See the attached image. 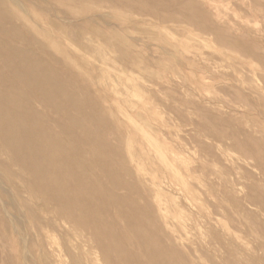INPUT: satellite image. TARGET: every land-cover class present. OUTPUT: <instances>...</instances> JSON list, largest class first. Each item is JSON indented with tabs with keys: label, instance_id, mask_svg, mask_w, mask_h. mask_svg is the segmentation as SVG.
<instances>
[{
	"label": "rangeland",
	"instance_id": "374dc122",
	"mask_svg": "<svg viewBox=\"0 0 264 264\" xmlns=\"http://www.w3.org/2000/svg\"><path fill=\"white\" fill-rule=\"evenodd\" d=\"M0 24L62 87L46 109L3 71L58 146L39 174L0 140V264H264V0H0Z\"/></svg>",
	"mask_w": 264,
	"mask_h": 264
},
{
	"label": "bare ground",
	"instance_id": "6f19581e",
	"mask_svg": "<svg viewBox=\"0 0 264 264\" xmlns=\"http://www.w3.org/2000/svg\"><path fill=\"white\" fill-rule=\"evenodd\" d=\"M0 34L7 36L6 29L1 24ZM13 40L16 41V39ZM0 55L3 57V64L0 65V86L9 92L13 91L21 95L23 98L29 97L15 81L4 74L3 71L8 70L14 77L21 80L26 87L31 89L33 99L38 103H42L44 108L58 106L50 93L60 91L62 87L58 81L49 78L46 73L48 72L47 69L43 68L39 60L32 59L28 54L17 50L9 42L1 38ZM15 107L24 108L25 106L5 104L0 97V140L6 147L12 146L13 159L18 164L23 166H36V171L40 174V171L49 168L50 162L53 160L50 148L58 146V143L46 137L47 131L41 124L30 122L23 117H9L8 112L14 110ZM36 115L40 120L46 121L44 115H40L39 113H36ZM168 163L171 168H176L169 161ZM171 171L173 172V170ZM173 173L175 174V172ZM74 181H71L72 185L76 181H78L76 184H80V186L83 184V181L79 178H75ZM2 186L4 187V185ZM75 202L83 203L84 201L81 197L69 198L66 201L69 208H73Z\"/></svg>",
	"mask_w": 264,
	"mask_h": 264
}]
</instances>
